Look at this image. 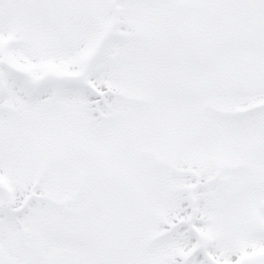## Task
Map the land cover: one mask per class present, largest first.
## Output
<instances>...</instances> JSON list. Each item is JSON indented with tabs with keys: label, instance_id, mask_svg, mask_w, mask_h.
Instances as JSON below:
<instances>
[{
	"label": "snow or ice",
	"instance_id": "6c2138e0",
	"mask_svg": "<svg viewBox=\"0 0 264 264\" xmlns=\"http://www.w3.org/2000/svg\"><path fill=\"white\" fill-rule=\"evenodd\" d=\"M0 264H264V0H0Z\"/></svg>",
	"mask_w": 264,
	"mask_h": 264
}]
</instances>
